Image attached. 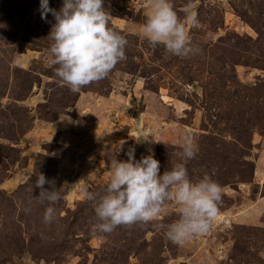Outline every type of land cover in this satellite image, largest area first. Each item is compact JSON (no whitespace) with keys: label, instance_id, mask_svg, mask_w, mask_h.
<instances>
[{"label":"rangeland","instance_id":"rangeland-1","mask_svg":"<svg viewBox=\"0 0 264 264\" xmlns=\"http://www.w3.org/2000/svg\"><path fill=\"white\" fill-rule=\"evenodd\" d=\"M39 3L0 0V264H264V0H172L181 22L186 10L198 16L186 24L197 49L188 57L143 37L149 0H105L126 59L79 93L49 66L55 20L41 18ZM186 135L198 145L190 179L208 174L222 189L211 228L172 243L170 201L151 223L94 231L105 152L123 143L117 159L131 147L139 160L151 150L162 174ZM39 173L62 194L48 223Z\"/></svg>","mask_w":264,"mask_h":264},{"label":"clouds","instance_id":"clouds-1","mask_svg":"<svg viewBox=\"0 0 264 264\" xmlns=\"http://www.w3.org/2000/svg\"><path fill=\"white\" fill-rule=\"evenodd\" d=\"M104 5L105 0H62L57 10L49 6V0H40L41 18L47 20L50 13L55 20L48 34L53 41L49 66H57L56 76L74 93L105 79L126 59L127 39L109 26L110 13ZM148 6L142 35L150 45H163L170 54L180 57L197 51L186 28V24L198 25L195 11L186 10V20L181 22L172 0H149ZM149 137H138L136 141H148ZM180 149L179 162L162 174L160 162L151 150L139 160L131 147L126 152L127 160L117 159L119 150L105 152L111 172L104 194L94 204L93 230L110 233L121 225L151 223L161 217L166 203L174 201L179 218L167 225L166 230L172 243L182 245L194 235L207 232L219 212L222 189L208 174L198 181L190 179L186 163L198 153L192 135L184 137ZM91 178H95L94 174ZM34 185L39 189L38 202L47 204L44 221L51 222L62 194L43 173L36 176ZM81 191L84 199H95L87 183L81 186Z\"/></svg>","mask_w":264,"mask_h":264},{"label":"bare ground","instance_id":"bare-ground-1","mask_svg":"<svg viewBox=\"0 0 264 264\" xmlns=\"http://www.w3.org/2000/svg\"><path fill=\"white\" fill-rule=\"evenodd\" d=\"M217 217L220 218V216H216V218H217Z\"/></svg>","mask_w":264,"mask_h":264}]
</instances>
